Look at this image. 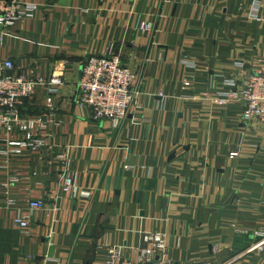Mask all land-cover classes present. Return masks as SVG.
Returning a JSON list of instances; mask_svg holds the SVG:
<instances>
[{
	"label": "crops",
	"instance_id": "obj_1",
	"mask_svg": "<svg viewBox=\"0 0 264 264\" xmlns=\"http://www.w3.org/2000/svg\"><path fill=\"white\" fill-rule=\"evenodd\" d=\"M15 1L34 10L3 34L0 60L63 85L20 106L40 117L51 99L40 151L0 133V264H101L106 246L133 258L151 232L166 235L168 264H264L251 235L264 228V126L242 121L241 100L220 104L264 58V0ZM109 48L139 73L118 127L74 104L81 66ZM60 156L90 198L61 190Z\"/></svg>",
	"mask_w": 264,
	"mask_h": 264
},
{
	"label": "built area",
	"instance_id": "obj_2",
	"mask_svg": "<svg viewBox=\"0 0 264 264\" xmlns=\"http://www.w3.org/2000/svg\"><path fill=\"white\" fill-rule=\"evenodd\" d=\"M30 9L15 0H0V42L2 36L14 28L19 22L31 15ZM149 25H143L142 31H149ZM139 80V73L123 65L120 59L109 48L108 52L99 57L88 58L81 66V76L76 86L74 104L91 111L94 120L108 121L113 127H118L127 117L134 95V88ZM63 85L61 77H55L49 82L41 79H26L15 73V65L11 60H0V133L8 140L10 147H16L20 152L35 153L45 145L43 134L54 121V109L51 99H46L45 112L40 117L25 118L20 114L23 101L35 93L37 87H49L51 95L56 94ZM228 100L243 102L242 121H256L264 126V58L260 66L244 84L239 96L229 94L223 97ZM23 135L18 140L17 136ZM14 139V140H11ZM17 151V152H19ZM239 152H232L230 158L238 157ZM60 188L71 200L88 199L91 191L80 189L77 184L78 173L70 160L60 156ZM15 182L10 178L4 187ZM42 201H29L30 211L42 209ZM15 225L22 229L28 227L27 218H16ZM239 234L245 233L243 231ZM251 235L259 238L255 249L264 252V228L254 230ZM167 237L162 232H151L142 236V246L134 252L131 258L125 255L120 246H106L105 256L101 264H168L165 254L168 249ZM210 264V263H204Z\"/></svg>",
	"mask_w": 264,
	"mask_h": 264
}]
</instances>
